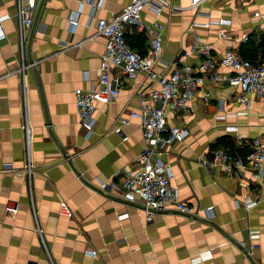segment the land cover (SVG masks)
<instances>
[{"label": "crops", "instance_id": "obj_1", "mask_svg": "<svg viewBox=\"0 0 264 264\" xmlns=\"http://www.w3.org/2000/svg\"><path fill=\"white\" fill-rule=\"evenodd\" d=\"M128 1L46 0L29 44L35 74L26 50L30 27L22 64L17 0H0V14L9 15L0 38V264H264V177L254 178L248 167L224 171L213 155L229 149L246 162L249 142L258 137L264 143V97L207 79L190 99L191 109L165 105L167 125L188 130L163 154L171 182L184 202L211 206V217L164 210L147 219L138 203L100 189V181L110 183L119 176L115 171L136 164L144 137L129 111L156 83L144 71L123 78L116 99L97 103L88 135L74 89L97 86L105 38L94 34L96 22ZM170 2L178 8L142 10L144 21L165 25L158 71L169 74L182 60L197 65L196 53L180 55L194 32L212 44L221 72L231 71L227 55L240 54L242 46L255 47L254 60L264 61V0H207L196 7L191 0ZM193 19L211 24L192 30ZM124 36L147 53V32L127 25ZM121 118L129 120L121 126L125 138L114 131ZM246 199L257 202L246 206ZM62 203L70 214L60 213ZM251 229L257 237L250 238ZM202 252L210 256L192 261Z\"/></svg>", "mask_w": 264, "mask_h": 264}, {"label": "built area", "instance_id": "obj_2", "mask_svg": "<svg viewBox=\"0 0 264 264\" xmlns=\"http://www.w3.org/2000/svg\"><path fill=\"white\" fill-rule=\"evenodd\" d=\"M207 0H191V6L196 7ZM36 0H17L16 17L18 20V33L21 42V59L23 64L24 47L23 40L25 29L30 27L32 14ZM150 7L155 14L160 13L165 7L178 8L170 0H129L122 9L109 19L101 17L96 22L94 34L102 35L104 40V52L100 56L97 86L89 89L77 87L74 89L75 105L79 124L85 129L86 134L93 131V113L97 103L113 101L119 93V83L123 78L135 77L138 72L145 74L156 83L147 94L141 95L138 109H131L129 116L140 119L144 137V146L136 161V164L120 173L116 180L107 183L100 181V189L116 191V196L138 203L148 219L154 211L173 210L179 213L211 217L212 207L199 208L186 203L179 198L177 188L172 184L173 171L168 162L163 158L167 147L174 141L182 140L188 130L180 125H167L165 117V105L174 109H191L190 99L205 84L207 79L213 83L237 85L244 93H253L264 97V61L252 60L242 57L238 52H229L227 61L230 72H221L219 62L214 57L211 43L201 41L199 35L194 32L187 47L183 48L180 55L183 57L190 53L199 56L197 65L187 61H180L175 67L164 74L156 69V65L162 62V50L165 25L153 19L146 22L142 17V10ZM8 14H0V38L4 36L2 21ZM75 21H72V24ZM216 24L221 25L223 18L216 19ZM211 21H199L193 19L189 27L195 30L197 26H208ZM134 26L138 31H145L149 35V49L147 53H141L131 47L124 36L126 26ZM93 34V35H94ZM91 35V36H93ZM220 37H227L223 29L218 30ZM243 40H247L244 36ZM116 68V72L112 69ZM207 94H205V97ZM129 122L128 118H121L114 126V131L123 135L121 126ZM249 145V153L246 162L236 158L232 153L223 148L213 151L224 171H231L241 167H248L251 175L256 179L264 177V143L258 138H253ZM206 162L205 159L202 160ZM28 171L30 163L25 164ZM245 185V181H242ZM109 192V191H108ZM257 200L246 199L244 204L254 205ZM7 211L14 213L15 207L8 206ZM71 209L64 203L61 204L60 213L70 214ZM202 211V213H201ZM38 229V227H37ZM250 238L258 236V231H248ZM92 251L90 254H95ZM209 254L203 252L192 258V261H200Z\"/></svg>", "mask_w": 264, "mask_h": 264}, {"label": "water", "instance_id": "obj_3", "mask_svg": "<svg viewBox=\"0 0 264 264\" xmlns=\"http://www.w3.org/2000/svg\"><path fill=\"white\" fill-rule=\"evenodd\" d=\"M46 0H36V4H35V8H34V11H33V14H32V22H31V25H30V29H29V34H28V41H27V56H28V62H30L31 64V67L33 68L35 74H36V70H35V67L32 65V58L31 56L29 55V44H30V41L34 35V32L37 28V25H38V22H39V16H40V12L44 6V3H45Z\"/></svg>", "mask_w": 264, "mask_h": 264}, {"label": "trees", "instance_id": "obj_4", "mask_svg": "<svg viewBox=\"0 0 264 264\" xmlns=\"http://www.w3.org/2000/svg\"><path fill=\"white\" fill-rule=\"evenodd\" d=\"M255 53V47L242 46L240 48V54L245 57L254 60L253 55ZM229 150V149H228ZM230 151V150H229ZM231 152V151H230Z\"/></svg>", "mask_w": 264, "mask_h": 264}]
</instances>
